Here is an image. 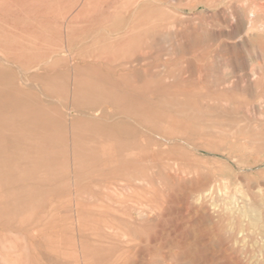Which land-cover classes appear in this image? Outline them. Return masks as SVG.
Instances as JSON below:
<instances>
[{
  "label": "rangeland",
  "instance_id": "obj_1",
  "mask_svg": "<svg viewBox=\"0 0 264 264\" xmlns=\"http://www.w3.org/2000/svg\"><path fill=\"white\" fill-rule=\"evenodd\" d=\"M48 209L64 264H264V0H0V239Z\"/></svg>",
  "mask_w": 264,
  "mask_h": 264
},
{
  "label": "bare ground",
  "instance_id": "obj_2",
  "mask_svg": "<svg viewBox=\"0 0 264 264\" xmlns=\"http://www.w3.org/2000/svg\"><path fill=\"white\" fill-rule=\"evenodd\" d=\"M12 81H14V80H12ZM18 86H19V84H18ZM46 101H47V99H46ZM52 103H53V101H52ZM225 103H227V102H225ZM146 105H147V103H146ZM158 113H159V111H158ZM150 127H152V126H150ZM151 130L152 129H150V131ZM164 130L165 129H161V131H157L158 136H155L156 140L152 142V144H151L152 147L147 148V150H145L144 155H143V161H142L143 163H146V164H148V163L152 164L153 168L156 167L160 171L162 170V173L165 171H168V172L171 170L173 171V170H175V167L177 168V166H175L174 161H172L168 157L164 156L166 153L167 142L174 141L177 138H175L174 134L171 132V130L169 128H166L165 131ZM180 138H183V136H180ZM8 150H10V149H8ZM106 163H107V161H106ZM134 164H135V162H134ZM180 170L182 172L183 168H181ZM175 174H177V173H175ZM179 175H181V174H179ZM188 176H190V175H188ZM172 182H173V180H172ZM91 185H93V184H91ZM73 205L75 206V204H73ZM73 205H72V207H73ZM54 206H57V204H55ZM92 208H93V206H92ZM72 214H74V213H72ZM51 219H52L51 210L50 209L44 210L43 214L40 217H38L36 219L31 217V220L28 221L27 223H19L17 226V231H14V230L11 231V233L14 235V238L0 239V264H51V262L54 264H64L63 262H64L65 257H66L65 251L63 249V245L65 243L64 240L66 237V235L64 233V226L58 225L57 229L55 231H51L50 230ZM74 220H76V219H74ZM80 261H81V259H80Z\"/></svg>",
  "mask_w": 264,
  "mask_h": 264
}]
</instances>
